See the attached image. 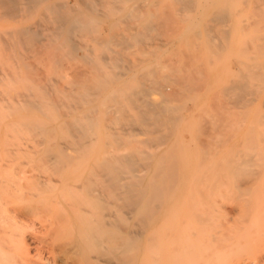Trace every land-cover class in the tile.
I'll use <instances>...</instances> for the list:
<instances>
[{"label":"bare ground","instance_id":"1","mask_svg":"<svg viewBox=\"0 0 264 264\" xmlns=\"http://www.w3.org/2000/svg\"><path fill=\"white\" fill-rule=\"evenodd\" d=\"M250 3L264 6V0ZM230 5L231 0H0V57L11 64L0 78L12 82L24 72L26 89L12 98V108L20 106L39 117L24 124L34 144L28 152L49 173L42 176V170L43 180L37 174L30 177L32 192L21 197L55 208L2 210L30 221L33 244L46 255L39 252L35 264H264V196L259 202L254 196L253 201L244 198L254 185L264 189V136L250 127L239 138L245 150L224 145L233 135L224 128L231 115L224 96H230L231 106L250 103L246 96L264 83V42L259 34L245 42L239 50L244 61L218 90L211 88L220 80L211 59L206 65L198 59L203 49L213 57L229 50L227 46L222 51L232 21ZM257 10L253 15L264 16ZM102 22L110 24L108 32L99 26ZM243 25L242 31L250 26ZM168 28L175 34L168 35L167 44L177 40L184 49L164 60L166 74L160 71L155 48L127 59L125 48L157 38ZM212 34L220 43L211 40ZM78 37L91 44L76 42ZM24 52L38 57L42 65L29 62ZM68 60L86 67L72 69ZM117 63L121 71H107ZM203 98H210L207 110L206 103L205 110L200 106L206 115L197 117L190 108L181 113L190 100L194 104ZM171 101L181 106L172 107ZM16 114L21 119L26 113ZM186 122L197 144L192 151L178 131ZM136 129L151 148L136 147ZM217 153H222L220 161L204 163L206 156ZM226 183L238 196L240 222L207 230L209 211L193 210L211 203V192ZM9 253L8 247H0V256ZM243 253L246 261L230 259Z\"/></svg>","mask_w":264,"mask_h":264},{"label":"rangeland","instance_id":"2","mask_svg":"<svg viewBox=\"0 0 264 264\" xmlns=\"http://www.w3.org/2000/svg\"><path fill=\"white\" fill-rule=\"evenodd\" d=\"M234 0H231V4H233V5H230V9H231V11H232V21H231V23H230V25H229V32H228V37H227V39H226V43H225V46H224V49L222 50L223 52L226 50V47L227 46H229V48L227 47V49H229L227 52L225 51V53L224 54H220L221 56H219V54H218V56H215V57H213V56H211V53L208 51V50H202V52L199 54V56H198V59H199V61H200V63H202L203 65H206V60L208 59V58H210L211 59V61H210V63H213L214 65L215 64H217L218 66H213V64H211L210 66H212V67H214V71L216 70V71H218L217 73H218V75H217V77H215L216 78V80H217V78H219L220 80H217L218 81V86H217V84H216V81L214 82L215 83V85H211V88L213 89V88H215V90H218L219 89V87H221V85H223L224 83H226V81H227V79L228 78H230L232 75H234L237 71L236 70H238V65L241 63V61H244V57H243V55L241 54V52H239V50L241 51V48L244 50V45H245V42L246 43H248V42H250L249 40L250 39H254V38H256V36H258V34H259V36L261 37L262 35H264V30H262V29H264V16H262V15H253V12L255 11V10H257V11H262V13H264V6H259V5H257L258 7H256L255 6V4H252V3H250V2H254V0H250V1H248V0H244V4H241L242 3V0H238V1H234ZM240 1V2H239ZM236 2H238V3H236ZM247 2V3H246ZM235 3V4H234ZM239 3H240V5H241V7H240V5H239ZM250 3V4H249ZM248 4V5H247ZM234 5H236L235 7H234ZM251 7H250V6ZM231 6H232V8H231ZM239 6V8H237L238 10L236 11V7H238ZM249 6V7H248ZM235 9H234V8ZM243 7H245V8H243ZM253 7V8H252ZM254 8H257V9H254ZM234 9V10H233ZM260 9V10H259ZM251 10V11H250ZM252 10H253V12H252ZM233 11H235V12H233ZM252 16H251V15ZM234 16V17H233ZM256 16V17H255ZM233 18H234V20H233ZM238 18V19H237ZM251 18V19H250ZM253 18V19H252ZM241 19V20H240ZM255 19V20H254ZM247 20V21H246ZM256 21V22H253V21ZM251 21V22H250ZM233 22V23H232ZM235 22H238V24L236 25V23ZM244 22V23H243ZM249 22V23H248ZM254 23V24H253ZM103 24V25H102ZM107 24V25H106ZM242 24H244V25H246V24H248V25H250V26H248L247 27V25H246V29H244L243 31H242V29H240L241 28V26L240 25H242ZM236 25V26H235ZM240 27H239V26ZM243 25V26H244ZM251 25H253V26H251ZM1 26H6V24L5 23H2L1 24ZM99 26L101 27V29L105 32H108V28H109V26H110V24L109 23H106V22H102V23H100L99 24ZM104 26H105V29H104ZM99 27V28H100ZM255 27H257V28H255ZM234 28H236V29H234ZM239 28V29H238ZM253 28H254V30H253ZM260 28V29H259ZM232 29V30H231ZM233 29H234V33L232 32L233 31ZM240 30V31H238V30ZM247 29H249L248 31H250V32H248L247 33ZM251 29H252V32H251ZM256 29V30H255ZM236 30V31H235ZM165 31H170L169 33H165ZM172 30L170 29V28H168V29H166V30H164L162 33H160V35H157V38L155 37V38H151V40L149 39V40H142V43L140 42V45H132V46H129L128 48H125V52H126V57H127V59L128 60H130V59H138V58H140L143 54H141L143 51H149V50H152V51H156L157 50V52H158V55H157V59L159 60V61H161V63H160V71H162V74H166V72H167V69H164V65H163V62H165V61H167L168 59H170V58H173L174 56H173V53H175L176 51H181L182 50V48H183V46L181 47L180 46V48H178L179 47V45H181L180 44V41H177V40H175L176 41V43H175V41L173 42V44L170 46L169 44H167V42H169L171 39V37H169V36H172V34H175L174 32H171ZM232 33H231V32ZM236 32V33H235ZM240 32V33H239ZM242 32V33H241ZM247 33V36H246V33ZM231 34V35H230ZM240 34V35H239ZM169 35V36H168ZM213 36H212V38H211V40L213 41V42H216L215 40H217V42L218 43H220V38H219V36L217 37L216 35H214V34H212ZM234 35H235V37H234ZM249 35V36H248ZM153 36V35H152ZM229 36H230V38H229ZM237 36V37H236ZM258 36V39L260 40V41H262V42H264V39H262V38H264V36H262L261 38ZM235 39H234V38ZM159 38V39H158ZM214 38V39H213ZM236 38H238V39H236ZM231 39V40H230ZM234 39V40H233ZM246 39V40H245ZM262 39V40H261ZM157 40V41H156ZM230 40V41H229ZM233 40V41H232ZM239 40H240V42H239ZM243 42H242V41ZM251 40V41H252ZM255 40V39H254ZM151 41V42H150ZM230 42L229 44L231 45H227V42ZM233 43H232V42ZM238 41V42H237ZM76 42H78V43H80V44H82V43H85V42H87V43H89V44H91L89 41H87L86 39H84V38H80V37H78L77 39H76ZM235 42H236V44L240 47V48H238V46L235 44ZM86 43V44H87ZM149 43V44H148ZM240 43H241V45H240ZM235 45V46H234ZM150 46V47H149ZM153 46V47H152ZM167 46H169L168 48H167ZM147 47L149 48V49H147ZM171 47V48H170ZM156 50H155V49ZM144 49V50H143ZM184 49V48H183ZM232 49V50H231ZM237 49V50H236ZM164 51H166V52H164ZM205 51V52H204ZM223 52H220V53H223ZM230 52V53H229ZM26 53V54H25ZM164 53V54H163ZM238 53V54H237ZM241 55H240V54ZM161 54V55H160ZM209 54V55H208ZM30 53L28 52H24V56H26V57H30L29 58V62H32L33 64H35V65H37L38 66V64H40L39 66H41L42 65V63L40 62V61H38L39 59H38V57H33V58H31L32 57V55H30ZM140 55V56H139ZM227 55V56H226ZM170 56V57H169ZM224 56V57H223ZM229 56V57H228ZM134 57H138V58H134ZM219 57V58H218ZM227 57V58H226ZM167 58V60H165ZM203 58V59H202ZM213 58H217L218 60H219V64H218V60L216 59V61H214L213 60ZM223 58H224V60H223ZM230 58V59H229ZM32 59V60H31ZM222 59V60H221ZM229 59V60H228ZM71 60V59H70ZM70 60H68V66L70 65V68H72V69H80V70H82L83 69V67H86V65L84 66L82 63H80V64H78L76 61L74 62V60H72V61H70ZM165 60V61H164ZM220 60H221V64H220ZM226 61H228V62H226ZM72 62V63H71ZM215 62V63H214ZM223 62V63H222ZM227 63V65H226V63ZM240 62V63H239ZM114 65L115 66H117V67H114ZM114 65H110L109 66V69L107 70V71H115L116 73H118L119 71H121V69H120V66H121V64L119 63H117V64H114ZM220 65H222V66H220ZM226 65V66H225ZM10 66H11V64H8V62L6 61V60H4L3 58H1L0 57V76H2L3 75V73H5V72H7V71H9V68H10ZM113 66V67H112ZM128 66H130L129 64H128ZM112 68V69H111ZM116 68V69H115ZM228 71V72H225V69ZM220 69H221V71H220ZM224 69V70H223ZM117 70H119V71H117ZM71 71V70H70ZM111 71V72H112ZM166 71V72H165ZM216 71H215V73H216ZM111 72H109V73H111ZM164 72V73H163ZM223 72V73H222ZM226 73L227 74H229L228 76L226 75ZM23 74H24V72L21 70L20 71V73H19V77L18 78H15V79H13L12 80V82L11 81H9L8 79H3V78H0V237H1V239H2V241L4 240L5 242H0L1 244H0V247L1 246H5V247H8L9 249H10V253L9 254H7V255H1L0 256V264H35V263H37V261H38V258L40 257V254H39V252H38V250H37V248H36V246L35 245H37V244H33V239H32V236H31V233H32V230H31V228H30V221H28L27 220V218H25V217H14V214L12 215V213L11 212H8V213H5V212H3L2 210H30L32 207H33V205H34V208H33V210H37V209H35V207H37V208H39V210L41 209V210H48L47 208L49 207V210H54L55 208L54 207H51V206H49L48 204H46L45 202H42V204L40 205V203H38V201H36V203L35 202H32V203H29L28 201L26 202V200H24V197H23V199H22V197L21 196H24V194H27V193H30V192H32V188H33V185H31V184H33V181H32V179H29L30 177L32 178V177H35L36 176V174L37 175H39L40 177H38L39 179H41V180H43V179H45L47 176H48V171H46L45 169H43V168H40L41 166H40V164H39V166L40 167H38L37 165V163H35V162H33L32 161V156H30V154H29V152L31 151L30 149L32 148L31 146L32 145H34L33 144V142H32V136H31V133L29 132V130H28V128H26L25 126H24V124L26 123V122H30V121H32V120H35V119H38L39 117H37V116H35L36 114L35 113H30V114H28V112H24V108H20V106H19V108H20V110H19V108H16V109H14V107L12 108V106L13 105H16V103L15 102H13L14 101V99L16 98V93L17 92H25V89H26V84H27V81L25 80V78H24V76H23ZM225 75H226V77H225ZM219 76H222V78L221 77H219ZM226 80H225V79ZM2 79V80H1ZM223 80H225V82L223 83V82H221V81H223ZM220 82L222 83V84H220ZM14 85H13V84ZM256 82H254V84H255ZM13 85V86H12ZM215 86V87H214ZM260 87H259V89H257V91L256 92H253L252 94H250L249 96H246V100H248V98H249V104H247V105H234V104H232V105H234V106H231V105H229V102L231 101L230 100V96H224L225 97V100H226V102H224L225 100H224V97L222 98V96H220V98L222 99V101L221 102H224V104L225 103H227L226 105H227V107L228 108H231L230 109V111H231V115L228 117V119H227V122L228 123H226L227 125H224V128L226 129V130H228V131H230L232 134V137H227V140H226V143L224 144V145H226L225 147L227 148H232V147H234V149L235 150H237L236 148H238V149H240V150H245V145L241 142V137H243V136H245V132H246V130L248 131V129L250 128V130H252V127H254V133H262L261 134V136H264V129H262V126H264V124H261V123H264V122H261V121H264V109H262V107H261V105L260 104H262V106H264V100H262V99H264V83H262L261 85H259ZM6 87V88H5ZM10 89V90H9ZM20 89V90H19ZM262 89V90H261ZM261 91V92H260ZM260 92V93H259ZM252 95H254V96H252ZM259 95H261L260 96V99H258L259 98ZM12 96V97H11ZM157 96V97H156ZM159 95H154V97L155 98H160V96L158 97ZM12 98H14L13 99V101H12ZM227 98V99H226ZM253 98V99H252ZM207 99V100H206ZM206 99H202V100H197L196 101V103L194 102V104H193V102H192V100H190L189 101V103H188V105H187V103H186V107L187 108H184V109H181V110H185V111H182L181 112V110H180V112L181 113H186V111L190 108V109H192L193 110V112H194V114H195V116H197V117H200L201 115H206V113H203L204 111L203 110H207V107H208V104L207 103H209V100H210V98H206ZM258 99V100H257ZM11 100V101H10ZM204 100H205V102H204ZM188 101V100H187ZM186 101V102H187ZM194 101V100H193ZM219 101H220V99H219ZM256 101H260V103L259 104H257V102ZM171 102H173L174 104H176V105H172V103H170L171 105H172V107H176L177 105V107L179 108L181 105H179V104H177L178 102L176 101H171ZM190 102H192V104H190ZM200 102V103H199ZM204 102V103H203ZM207 102V103H206ZM206 103V104H205ZM243 103V102H242ZM245 103H246V101H245ZM12 104V105H11ZM169 104V105H170ZM181 104V103H180ZM196 104H198V105H196ZM202 104V105H201ZM205 104V109H204V105ZM257 104V105H256ZM190 105H192V106H190ZM249 105V106H248ZM260 105V106H259ZM197 106V107H196ZM200 106H203V110H202V108L200 107ZM239 106H242L241 107V109H239ZM246 106V107H245ZM8 107L10 108V109H8ZM193 107V108H192ZM234 107V108H233ZM235 107H238V108H235ZM257 107V108H256ZM261 107V108H260ZM200 108V110H198ZM259 108V109H258ZM187 109V110H186ZM244 109V110H243ZM10 110V111H9ZM22 110V111H21ZM8 111V112H7ZM16 113H20L21 115L22 114H24V113H26L25 115L27 116H25V115H23V118H19L17 115L18 114H16ZM21 111V112H20ZM199 111V114L197 113ZM11 112H13L12 114H11ZM206 112V111H205ZM241 112V113H240ZM244 112V113H243ZM257 113V114H256ZM198 114V115H197ZM201 114V115H200ZM233 114V115H232ZM29 115V116H28ZM37 115L38 116H40V114L39 113H37ZM203 115V116H204ZM235 115V116H234ZM237 115V116H236ZM259 116H260V118H259ZM238 117L240 118L239 120H238ZM16 118V119H15ZM197 119V118H196ZM196 119H194V120H191V123L190 124H192L193 123V125H192V128L194 127V124L195 123H197V120ZM235 119V120H234ZM261 119V120H260ZM199 120V119H198ZM238 120V121H237ZM255 121V123H253ZM257 121H259V123H257ZM236 122H239V123H236ZM188 123V125H190ZM253 123V124H252ZM20 124V125H19ZM258 124H260V126L258 125ZM187 125V122L184 124V125H182L181 127H179V129H178V131L180 132V136L184 139V140H186V143H188V147L190 148V150L192 151L196 146H197V144H195V142L194 141H192V138H193V136H194V133H193V129L191 128L190 130L191 131H189V128L191 127V125H190V127ZM255 125V126H254ZM260 127H258V126ZM226 126V127H225ZM233 128V129H232ZM257 128H259V129H257ZM260 129H261V131L262 132H260ZM235 131V132H233V131ZM135 131H137L136 133H138L139 134V132H138V129H136ZM187 131V132H186ZM259 131V132H258ZM256 134H254V137H256V136H258L259 137V134L258 135H256ZM139 137V138H138ZM135 138H138V139H136L135 140V145H136V147L137 148H139V149H143V150H148L149 148H151L153 145L152 144H147V143H149L148 141H143V139H145V136L144 135H142V137H140V134H139V136L138 135H136V137ZM143 138V139H142ZM240 138V139H239ZM139 141V142H136V141ZM239 141V142H238ZM147 142V143H146ZM240 142L242 143V145L240 144ZM137 143H139V144H137ZM140 144H142V146L140 145ZM146 144V145H145ZM240 144V145H239ZM223 145V146H224ZM232 145V146H231ZM258 145H260V144H258ZM231 146V147H230ZM260 147H264V143H262L261 145H260ZM243 148V149H242ZM3 149H4V151H3ZM222 149V148H221ZM220 149V151L219 152H221L222 150ZM29 151V152H28ZM10 152H11V154H10ZM28 152V153H27ZM23 153V154H22ZM24 154H26V155H24ZM29 156H28V155ZM7 155V156H6ZM19 155L21 156V157H19ZM222 153H217L216 155H214V156H206L205 158H204V163H210L211 161H215V162H218V161H220L221 160V158H222ZM26 156V157H25ZM219 156H221L220 157V159H219ZM11 158V159H10ZM262 160H264V159H262ZM30 161V162H29ZM210 161V162H209ZM262 162H264V161H262ZM19 163H20V165H22V166H20L19 165ZM30 163H32L31 164V166H30ZM36 164V165H35ZM35 165V166H34ZM20 166V167H19ZM33 167V168H32ZM38 167V168H37ZM12 168V169H11ZM14 168V169H13ZM22 168V169H21ZM15 169H17V170H15ZM24 169V170H23ZM30 169V170H29ZM31 169H33V170H31ZM37 169H40V172L38 173V171L39 170H37ZM42 170H44L43 172H44V174H43V172H42ZM18 171V172H17ZM35 171V172H34ZM15 172H17V173H15ZM20 172H22V174L23 175H20L21 173ZM24 172V173H23ZM46 172V173H45ZM191 172H193L192 170H191ZM194 172H196V175H197V170L195 169L194 170ZM193 172V173H194ZM12 173V174H11ZM32 173H33V175L34 176H32ZM41 173V174H40ZM48 173V174H47ZM11 174V175H10ZM27 174V175H26ZM43 174V175H42ZM20 177H19V176ZM25 175V176H24ZM46 176V177H43L42 178V176ZM192 175H194L195 176V174H192ZM16 177V178H15ZM24 177L27 179V182H25L23 179H24ZM15 180V181H13V180ZM16 179H18V180H16ZM20 179H22V181L20 180ZM10 180H12L11 182H10ZM30 180L32 181L31 183H29L30 182ZM6 181V182H5ZM17 181V182H16ZM21 181V182H20ZM25 183H24V182ZM29 181V182H28ZM10 182V183H9ZM20 183V185H19V183ZM25 184H23V183ZM227 182V181H226ZM14 183L16 184V186L14 185ZM22 183V184H21ZM27 183L30 185H27ZM4 184V185H3ZM12 184V185H11ZM227 185L224 187V188H221L220 190H218L217 192H211L212 193V195L210 194V196H211V199H210V202L211 203H206V205L205 206H201V208H202V210H193V211H196V212H204V211H209V213H210V216H209V218H208V224H210V226H206V229L208 230L209 228H211L212 227V229H215V228H218V229H221V228H225V227H230V228H232V227H234L236 224H238V222H240V219H241V217H240V213H239V210H240V203L238 202V196L236 195V193H234V190L231 188V186L228 184V183H226ZM3 185V186H2ZM6 185V186H5ZM10 185V186H9ZM14 185V186H13ZM24 185V186H23ZM208 185V184H203L202 185V188H205L206 186ZM260 185V184H259ZM259 185H258V188H256L257 186H255L254 185V187L257 189V190H253V188L248 192V194H246V196H244V198H246V199H249L250 201H253V200H255V198L258 200V202L259 201H261L260 199H261V196H264V195H262V194H264V189H262L261 191H259L260 190V188H259ZM9 186V187H8ZM13 186V187H12ZM7 187V188H6ZM14 187H16V188H14ZM27 187H28V189H27ZM260 187H262V186H260ZM14 188V189H13ZM26 188V190H24ZM31 188V189H30ZM2 189V190H1ZM4 189V190H3ZM8 189V190H7ZM11 189H12V191H11ZM15 189H16V191H15ZM18 190H20V191H18ZM253 190V192H251ZM13 191H15L14 193H13ZM18 192V193H17ZM207 192V191H206ZM222 192V193H221ZM257 192H258V194H257ZM16 193V194H15ZM233 193H234V195H233ZM262 193V194H261ZM254 194V195H253ZM17 196V197H15V196ZM232 195V196H231ZM260 195V196H259ZM235 196V197H234ZM247 196H250V198L249 197H247ZM252 196H254L253 198H252ZM256 196H259V197H256ZM13 198H19V200H17V199H13ZM233 198H235V200H233ZM237 198V199H236ZM251 198L253 199V200H251ZM12 201H11V200ZM262 199H264V197H262ZM13 200H15V202L13 201ZM257 200L255 201V202H257ZM43 201V200H42ZM10 202V203H9ZM13 202V203H12ZM3 203V204H2ZM15 203H17V204H15ZM30 206H29V205ZM31 204H32V206H31ZM37 204V205H36ZM40 205V206H39ZM48 205V206H47ZM28 206V207H27ZM46 206V207H45ZM207 206V207H206ZM25 208V209H24ZM203 208H205V210H203ZM207 208H209V209H207ZM11 213V214H10ZM14 217V218H13ZM26 227V228H25ZM27 227H29V228H27ZM36 227V231H40L39 230V227H38V225H36L35 226ZM211 230V229H210ZM4 232V233H3ZM2 233V234H1ZM8 233V234H7ZM13 233H14V235H18V236H14L13 235ZM18 233V234H17ZM20 233V234H19ZM5 234H6V236H5ZM4 235V236H3ZM8 235H11V237L10 236H8ZM8 237H9V239H8ZM12 238V239H11ZM23 239V244L20 242V239ZM26 241V242H25ZM22 244V245H21ZM26 244V245H25ZM28 245V246H27ZM22 247V248H21ZM24 247H26L25 249H24ZM28 248V249H27ZM28 252V253H27ZM28 254V255H26V254ZM41 253V252H40ZM42 254V256L43 257H46V255L44 254V253H41ZM239 255V254H238ZM238 257V258H237ZM247 257H248V255H246L245 253H243V254H240L239 256H237V255H235V256H233V257H231L230 259H233V260H235V261H237V260H239V261H246L247 260ZM242 258V259H241ZM50 260H51V258H50Z\"/></svg>","mask_w":264,"mask_h":264}]
</instances>
